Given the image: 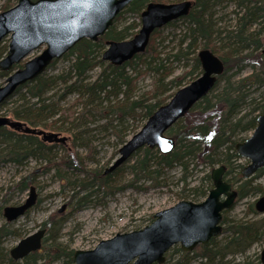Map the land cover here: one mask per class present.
Segmentation results:
<instances>
[{
    "label": "trees",
    "instance_id": "16d2710c",
    "mask_svg": "<svg viewBox=\"0 0 264 264\" xmlns=\"http://www.w3.org/2000/svg\"><path fill=\"white\" fill-rule=\"evenodd\" d=\"M150 1L170 3L181 0L130 1L97 40H80L60 58L52 60L42 74L16 88L8 99L18 95L21 102L8 111L9 118L29 127L63 134L67 140L64 144L49 143L35 134L1 126L0 161L16 166L24 165L31 159L43 162L41 172L53 170L54 177L63 185L62 190H70L68 203H72L75 212L89 204L100 203V198L95 194L98 191L103 196H114L126 189L148 191L168 188L167 175L174 168L180 172L177 182L181 183V191L186 190L190 177L202 173L197 186L187 188L190 197L187 196L185 200L199 202L207 195L212 180L210 172L202 169L217 166L224 167V178L235 184L236 202L257 192L264 194L262 188L252 186L253 179L264 169L248 179H242V166L237 162L240 157L235 151L236 143L245 139L243 133L251 132L257 116L264 114V104H260L238 116L242 104L248 98L250 86L264 83V0H236L238 8L234 12V22L223 27H219L215 19L216 8L223 0H191L193 5L186 15L151 33L144 52L121 65L103 61L101 54L105 42L133 36L140 25V12ZM13 4L6 0L0 10ZM179 19L185 20L186 26L178 48L174 53L168 50L161 57L159 45L164 38L163 29L174 26ZM256 24L258 28L254 29ZM203 48L221 59L224 70L218 75L210 92L167 129L165 134L173 142L171 151L161 153L155 147L144 146L111 171H107L109 165L89 168L88 157L81 155L78 148L91 150L98 130L113 136L114 153L117 155L118 148L127 140V136L135 133L159 106L166 103L174 89L177 90L201 74L197 51ZM6 52L7 43L1 42L0 59ZM60 59L66 60L68 67L58 73L48 74L46 71ZM184 60L189 61V69L174 76L172 64ZM21 66L22 63H19L13 68ZM246 67L254 71L239 80H231L230 73L234 69L237 73ZM94 69H98V72L92 77L90 74ZM149 73L152 74L150 88L140 90L139 80ZM8 74L9 71L0 69V84ZM185 79L188 81L183 83ZM69 97L73 98L69 101ZM7 100L0 104V109ZM58 148L63 150L60 157L56 155ZM37 171L33 169L21 175L7 188L0 200V215L8 194L24 192L30 186L39 187ZM127 175L130 177L127 178ZM39 202L40 199L37 204ZM226 213L227 210H224L222 215L221 234L224 236L219 239L221 234L212 237L206 244L199 245L198 251L186 252L179 247L170 250L166 253L168 264H190L195 258L209 264H220L219 259L224 258L225 250L229 247L243 252L253 243L264 242L261 226L251 219L230 220ZM246 213L255 214L253 204L247 205ZM65 217L57 214L40 223L46 229V236L39 251L30 253L20 261L13 260L8 251L4 254L0 252V262L50 264L61 258L66 264H72L74 250L58 241ZM9 225L5 221L0 224V251L3 241L16 232ZM175 251L179 256L173 260Z\"/></svg>",
    "mask_w": 264,
    "mask_h": 264
},
{
    "label": "water",
    "instance_id": "95a60500",
    "mask_svg": "<svg viewBox=\"0 0 264 264\" xmlns=\"http://www.w3.org/2000/svg\"><path fill=\"white\" fill-rule=\"evenodd\" d=\"M131 0H18L0 12V42L9 35L8 50L0 60V69L10 71L14 64L25 59L33 50H43L26 60L22 68L12 71L0 85V104L15 89L40 75L53 59L60 58L82 39L97 40L111 26L113 19ZM192 7L191 0L175 3L150 1L140 12V26L130 38L109 40L101 58L112 65H121L145 51L151 33L181 16ZM264 42V38H263ZM202 73L189 84L177 89L172 97L159 106L131 137L118 149V156L109 166L111 171L126 162L143 146L156 147L161 153L171 151L172 139L167 129L181 118L198 100L213 88L216 78L224 70L223 62L207 48L197 53ZM0 126L21 129L24 133L41 136L43 141L65 143L66 136L26 126L20 121L0 116ZM236 153L249 160L241 176L248 178L264 167V114L256 118V126L243 141L236 143ZM224 167L211 171L213 186L204 200H180L153 215V220L142 228L116 233L100 240L89 250H74L73 264H163L165 253L175 244L182 251H191L206 244L222 231V211L234 204L236 191L223 179ZM35 187L29 188L27 198L17 205L2 208L3 217L11 222L22 217L36 204ZM258 212H264V196L255 202ZM64 206L59 211H62ZM45 229L21 238L10 248L13 260H21L42 245ZM264 263V248L261 252Z\"/></svg>",
    "mask_w": 264,
    "mask_h": 264
},
{
    "label": "rangeland",
    "instance_id": "374dc122",
    "mask_svg": "<svg viewBox=\"0 0 264 264\" xmlns=\"http://www.w3.org/2000/svg\"><path fill=\"white\" fill-rule=\"evenodd\" d=\"M6 0H0V8ZM10 3H16L17 0H9ZM238 6L236 5V0H223V2L216 8L215 19L219 27L225 26V24H232L234 22V12ZM1 11V10H0ZM264 23V20H262ZM186 21L177 20L174 26H169L163 29V41L161 46L159 45L160 56L163 57L166 52L172 51L174 53L178 48L179 40L185 30ZM258 28V24L255 25L254 29ZM264 34H262V39ZM9 37H5L2 40L3 43L8 44ZM264 45V43H263ZM45 46H41L38 49L33 50L25 60L34 57L39 54ZM174 49V50H173ZM199 51V50H198ZM197 51V52H198ZM191 62V61H190ZM186 64V65H185ZM69 63L66 60H59L55 65L48 69L46 72L58 73L68 67ZM172 66H174L173 75H179L189 69V61H175ZM231 74V80L236 81L244 76L250 74L254 70L246 67L240 72H234ZM98 69H94L90 74L95 77ZM152 79V74H147L142 77L138 86L140 90H146L150 88ZM188 79H185L187 82ZM174 89L173 91H175ZM217 92V91H214ZM73 97H69L70 101ZM21 101L18 95L12 96L4 104L2 109H0V116H7L8 111L14 106L18 105ZM31 102V100H30ZM33 102V101H32ZM264 104V83L262 85L250 86L248 90V98L242 104L238 112V116L245 112H248L252 107ZM145 122V121H144ZM143 122V124H144ZM142 124V125H143ZM141 125V126H142ZM140 126V127H141ZM139 127V128H140ZM47 131V130H46ZM53 132V131H52ZM250 134L243 133L244 137ZM132 135V134H131ZM127 136V139L131 137ZM60 136H65L60 134ZM115 140L112 135L105 133L103 131H96L94 135V141L92 142V149L87 150L85 148L79 147L78 151L81 155L88 157L89 168H94L97 166L107 167L110 165L115 155ZM57 157L63 155V150L58 148ZM241 166L246 165L249 161L248 159L239 158L237 161ZM43 162L39 160L31 159L26 164L21 166H16L8 162L0 161V200L9 186H11L21 175L36 169L37 179L39 187L37 186V199L40 202L34 207L28 215L23 216L10 223L9 227L16 230V234L9 235L2 243V249L0 252L5 253L9 251L10 248L15 246L19 239L31 234L40 228L39 224L44 222L47 218L53 215H63L65 217V222L63 223L58 236V241L63 244H67L69 248L73 250H89L92 249L100 240L108 239L114 236L116 233L129 232L135 229H139L148 225L153 218L154 213L166 209L174 205L177 201L181 199H187L190 192L187 188L197 186L199 183V177L202 173H195L194 176L190 177L191 180L186 190L181 191V183L177 182L180 172L178 168L172 169L167 175L168 188H159L148 191H136L133 189H126L114 196H103L101 191L96 192L98 198H100V203L89 204L85 208L74 211L72 209V203L69 205L68 196L71 194L68 188L62 190L61 182L54 177V171L41 172L43 170ZM204 171H209L210 168L202 169ZM127 178L130 175L126 176ZM65 184V183H64ZM252 186H257L264 190V172L259 174L252 181ZM94 194V196H95ZM27 192H12L6 196L7 202L3 205L17 204L23 201L27 197ZM263 194L257 192L251 194L243 199L238 200L234 203L233 207L227 210L226 216L230 220L239 219H251L255 224L261 226L264 232V213H246L247 205L254 204V202ZM93 197V196H92ZM190 197V196H189ZM2 206V207H3ZM64 206L62 212H58L60 208ZM4 222L3 216L0 215V224ZM222 235L219 238H221ZM226 239V234H225ZM222 243H225L224 238ZM179 245H174L170 250H175ZM264 247V242L253 243L246 251L240 252L238 250H233L229 247L225 250L224 258L219 259L220 264H262L260 261V254ZM169 250V251H170ZM198 247L194 248L192 251H198ZM171 252V251H170ZM179 253L175 251L173 253V260H176ZM166 255L165 264H168ZM0 264H5L0 262ZM16 264H21L20 262ZM50 264H66L63 259L59 258ZM190 264H209L205 260L200 258H195L190 262Z\"/></svg>",
    "mask_w": 264,
    "mask_h": 264
},
{
    "label": "flooded vegetation",
    "instance_id": "af4514ba",
    "mask_svg": "<svg viewBox=\"0 0 264 264\" xmlns=\"http://www.w3.org/2000/svg\"><path fill=\"white\" fill-rule=\"evenodd\" d=\"M181 1H183V0H181ZM178 2H180V1H178ZM21 63H22V66H23L24 61L21 62ZM22 66H21V68H22ZM24 84H25V83H24ZM25 125H26V124H25ZM0 127H1V126H0ZM33 128H37V127H33ZM19 130H21V129H19ZM35 135H36V134H35ZM37 136H39V135H37ZM39 137L41 138V136H39ZM41 140H42V138H41ZM228 182H230V181H228ZM231 184H232V183H231ZM30 187H31V186H30ZM30 187H29V188H30ZM232 188L236 190L235 184H232ZM26 192H27V194H28V193H29V189L26 190ZM27 196H28V195H27ZM26 198H27V197H26ZM26 198H25V199H26ZM25 199H24V200H25ZM24 200H23V201H24ZM37 200H38V199H37ZM37 200H36V201H37ZM23 201H21V202H23ZM21 202H20V203H21ZM20 203H18V204H20ZM15 205H16V204H15ZM2 208H3V207H2ZM2 208H1V213H3V212H2ZM60 209H61V208H60ZM60 209H59V210H60ZM26 212H27V211H26ZM58 212L61 213L62 211H58ZM25 215H26V213H25L23 216H25ZM2 216H3V214H2ZM23 216H22V217H23ZM19 218H20V217H19ZM3 219H4V221L7 222V223H12V222L15 221V220H14V221L8 222V221H6V219H5L4 217H3ZM16 220H17V219H16ZM39 226H40V224H39ZM40 228H43V227L40 226ZM40 228H39V229H40ZM44 229H45V228H44ZM45 235H46V230H45V233H44V237H45ZM31 253H32V252H31ZM29 254H30V253H29ZM29 254H28V255H29ZM26 256H27V255H26ZM26 256H25V257H26ZM260 261H261V256H260ZM261 263H262V261H261ZM72 264H73V263H72ZM262 264H264V263H262Z\"/></svg>",
    "mask_w": 264,
    "mask_h": 264
}]
</instances>
